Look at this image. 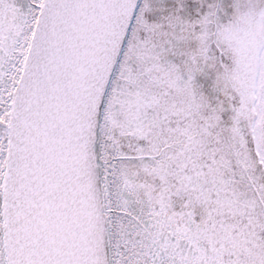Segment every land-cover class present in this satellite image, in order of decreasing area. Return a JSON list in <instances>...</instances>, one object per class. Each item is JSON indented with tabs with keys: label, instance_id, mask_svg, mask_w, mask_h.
Returning <instances> with one entry per match:
<instances>
[{
	"label": "snow or ice",
	"instance_id": "snow-or-ice-1",
	"mask_svg": "<svg viewBox=\"0 0 264 264\" xmlns=\"http://www.w3.org/2000/svg\"><path fill=\"white\" fill-rule=\"evenodd\" d=\"M0 264H264V0H0Z\"/></svg>",
	"mask_w": 264,
	"mask_h": 264
}]
</instances>
